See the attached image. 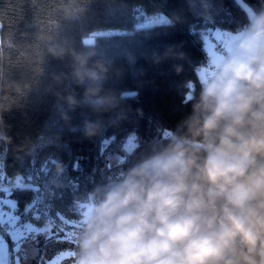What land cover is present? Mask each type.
Instances as JSON below:
<instances>
[{"label":"clouds","instance_id":"9594fccd","mask_svg":"<svg viewBox=\"0 0 264 264\" xmlns=\"http://www.w3.org/2000/svg\"><path fill=\"white\" fill-rule=\"evenodd\" d=\"M187 2L190 10L199 3L193 14L214 23L212 0ZM244 17L211 70L197 65L196 80L185 82L189 112L134 156L139 138L129 134L117 163L132 162L74 201L73 264H264V0L248 4ZM46 51L69 58V73L53 76L57 83L84 86L80 99L63 96L70 108L87 102L108 111L127 95L103 90L109 65L92 59L94 46L76 50L69 39L53 38ZM101 127L86 120L84 135ZM0 141L10 144L11 137L0 132ZM54 169L63 174V163ZM51 227L47 220L41 226Z\"/></svg>","mask_w":264,"mask_h":264},{"label":"trees","instance_id":"16d2710c","mask_svg":"<svg viewBox=\"0 0 264 264\" xmlns=\"http://www.w3.org/2000/svg\"><path fill=\"white\" fill-rule=\"evenodd\" d=\"M256 3L212 0L209 11L214 23L210 24L193 14L201 11L199 3L190 10L187 0H0V70L4 74L0 132L11 137L10 144L0 141V161L7 177L13 180L18 172L17 178L33 186L13 190L21 216L30 219L24 211L37 199V185L27 175L47 162L45 183L50 197L45 199L41 193L45 217L38 224L59 215L78 220L74 201L126 167L125 163L106 166V157L125 155L121 145L129 134L135 133L139 142L158 139L164 128H174L189 112V104L183 103L184 85L196 80L194 68L209 58L205 34L230 32L244 21L246 6ZM137 7L146 13H162L167 21L136 27ZM106 29L123 32L96 37L89 44L97 53L92 59L103 57L109 65L103 90L117 97L122 92L127 95L108 111L95 112L87 102L70 108L63 96L71 92L80 99L84 86L71 79L61 83L53 79L69 73V58L52 57L47 45L53 38H67L81 50L88 44L86 34ZM86 120H99L101 130L85 136ZM57 160L64 165L61 175L54 169ZM44 242L40 241L42 248ZM62 247L50 241L47 251L53 255Z\"/></svg>","mask_w":264,"mask_h":264},{"label":"snow or ice","instance_id":"6c2138e0","mask_svg":"<svg viewBox=\"0 0 264 264\" xmlns=\"http://www.w3.org/2000/svg\"><path fill=\"white\" fill-rule=\"evenodd\" d=\"M86 43H93V41L89 40ZM223 43L224 48H227L230 43L229 35L225 36ZM217 58L219 57L213 56V59ZM5 172L4 165L0 161V264H27L31 259H36L37 264H45L47 247L50 241H55L57 244L69 243L75 245L77 221L61 217L64 227L60 228L55 235L49 232L50 228L42 229L34 226L45 215V210H42L41 193L44 194L45 199L50 197L48 186L45 183V176L48 172L47 162H44L42 167L39 166L34 172L27 175L37 185L35 189L36 202L24 211V215L29 216L30 219H24L21 216L17 201L11 199L13 190L21 189L22 185L18 181L14 187H3V184L8 182ZM33 211L37 213L34 217L31 215ZM27 220L31 222H26ZM44 233L49 234L45 237L42 248L39 238ZM62 255L74 256L73 252ZM50 264H55V261H51Z\"/></svg>","mask_w":264,"mask_h":264},{"label":"rangeland","instance_id":"374dc122","mask_svg":"<svg viewBox=\"0 0 264 264\" xmlns=\"http://www.w3.org/2000/svg\"><path fill=\"white\" fill-rule=\"evenodd\" d=\"M135 16H136V22H135L136 27H150L151 25L160 24V23L167 21L166 16H164L162 13H146L145 11H143L142 9H140L138 7L135 10ZM122 32L123 31H121V30H111V29L92 31V32H89L88 34L85 35L84 42L92 40L94 43L96 37L108 36V35H112L115 33L120 34ZM229 34H230V32H227V31H224L220 34L218 33V31H215V32L212 31V32L205 34V36H204L205 37V47H206V50L208 51V55H209L208 57L209 58L206 61L205 66H203L199 71L211 70V61L213 59V56L214 55L219 56V55H222L224 53L225 48H224L223 41L225 39V36L229 35ZM93 43H88V44H93ZM219 46H223L221 51H219L216 48V47L219 48ZM149 141H150V138H145L143 141H140L139 142L140 146L136 149V152L133 154V156L138 154L140 151H142L146 147V145L148 144ZM119 156H121V155H115V154L108 155L106 157V166L117 164V159ZM132 159H133V157L130 156L128 161L125 163L126 166L128 163L132 162ZM11 199H13V198L11 197ZM36 214L37 213L35 211L32 212L33 217ZM43 217H45V215ZM61 217H63V216L59 215V218L47 217L45 219V221L47 220V221H49V223L52 224V227L49 229V232L52 233L53 235H55V233L60 228L64 227L63 220L61 219ZM63 219H66V218L63 217ZM26 222H31V221L27 220ZM42 224H34V226L41 227ZM48 234L49 233L42 234L39 238L40 241L45 239V237ZM9 243H11V242L9 241ZM29 243H30V241H29ZM61 245L63 247L59 250L57 249L58 251H56L53 255H51L49 253V251H47V255L45 257V264H50L51 261H55V264H73L74 257L68 256V255H62V254L72 252L74 249V245L69 244V243H64ZM27 264H37V261H36V259H31L27 262Z\"/></svg>","mask_w":264,"mask_h":264},{"label":"built area","instance_id":"2783aa9c","mask_svg":"<svg viewBox=\"0 0 264 264\" xmlns=\"http://www.w3.org/2000/svg\"><path fill=\"white\" fill-rule=\"evenodd\" d=\"M216 48H217L219 51H221L222 48H223V46H219V48H218V47H216ZM202 66H205V64H203ZM200 69H201V68H199L198 71H199ZM7 180H8V182L5 183L6 186H10V185H12V184H15V183H13V180H12L11 178L7 177ZM18 181H19V183H23V178H22V177L16 178V183H17Z\"/></svg>","mask_w":264,"mask_h":264},{"label":"water","instance_id":"95a60500","mask_svg":"<svg viewBox=\"0 0 264 264\" xmlns=\"http://www.w3.org/2000/svg\"><path fill=\"white\" fill-rule=\"evenodd\" d=\"M16 184V183H15ZM15 184H12V185H10V186H6L5 188H7V187H14L15 186ZM21 185H22V187L21 188H33V186L32 185H30V184H24V183H20ZM14 190H16V189H14Z\"/></svg>","mask_w":264,"mask_h":264}]
</instances>
